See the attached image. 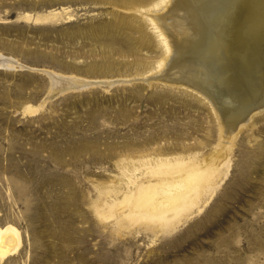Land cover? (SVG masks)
Returning a JSON list of instances; mask_svg holds the SVG:
<instances>
[{
  "label": "rangeland",
  "instance_id": "1",
  "mask_svg": "<svg viewBox=\"0 0 264 264\" xmlns=\"http://www.w3.org/2000/svg\"><path fill=\"white\" fill-rule=\"evenodd\" d=\"M110 11L92 0H0V227L20 234L0 264H264V111L227 136L198 94L113 68L132 57L114 54L115 74L94 75L102 48L91 28ZM181 142L198 157L230 145L206 205L170 229L117 221L105 200L124 192L118 160Z\"/></svg>",
  "mask_w": 264,
  "mask_h": 264
},
{
  "label": "bare ground",
  "instance_id": "2",
  "mask_svg": "<svg viewBox=\"0 0 264 264\" xmlns=\"http://www.w3.org/2000/svg\"><path fill=\"white\" fill-rule=\"evenodd\" d=\"M92 2L112 8L109 21L91 28L93 40L102 48L100 61L88 67L94 75L112 76V70L122 71L132 65L137 75L148 74L141 81L183 86L210 105L219 129L227 136L244 123L252 127L253 117L264 111V0ZM119 43L124 47H117ZM143 50L150 56H143ZM118 53L132 60H123L113 69L110 60ZM0 66L6 67V62L0 60ZM34 110L26 107L28 112ZM182 143L156 146L118 160L126 184L113 191L124 192L105 200L110 209L114 207L117 221L151 217L170 229L176 227L179 216L191 214L187 212L191 207L199 212L206 205L220 165L228 163L230 145L198 157L197 153L182 154L192 147ZM140 166L145 169L137 173ZM19 243L20 234L14 226L0 227V259L14 252Z\"/></svg>",
  "mask_w": 264,
  "mask_h": 264
}]
</instances>
